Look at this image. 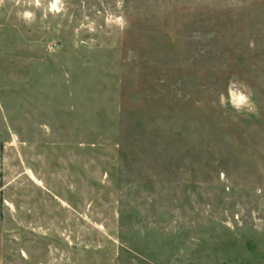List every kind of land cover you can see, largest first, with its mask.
Masks as SVG:
<instances>
[{"label": "rangeland", "instance_id": "1", "mask_svg": "<svg viewBox=\"0 0 264 264\" xmlns=\"http://www.w3.org/2000/svg\"><path fill=\"white\" fill-rule=\"evenodd\" d=\"M0 264H264V0H0Z\"/></svg>", "mask_w": 264, "mask_h": 264}, {"label": "clouds", "instance_id": "2", "mask_svg": "<svg viewBox=\"0 0 264 264\" xmlns=\"http://www.w3.org/2000/svg\"><path fill=\"white\" fill-rule=\"evenodd\" d=\"M231 94L232 90L230 89V96ZM236 95L238 96L239 102L233 104L232 107L238 112L245 110L251 102L250 97H248L243 91L237 92Z\"/></svg>", "mask_w": 264, "mask_h": 264}]
</instances>
